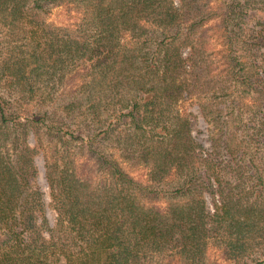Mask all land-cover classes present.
Returning <instances> with one entry per match:
<instances>
[{"label":"trees","instance_id":"1","mask_svg":"<svg viewBox=\"0 0 264 264\" xmlns=\"http://www.w3.org/2000/svg\"><path fill=\"white\" fill-rule=\"evenodd\" d=\"M65 2L83 12L73 32L43 17ZM223 4L220 28L233 50L228 25L241 4ZM207 13L200 0H0V83L38 93L42 104L76 72L86 80L60 107L67 118L87 120L83 138L58 129L46 112L11 116L0 100V264H149L168 252L183 264H206L208 241L218 237L239 264H264L241 259L264 248V65L248 71L246 61L229 58L228 84L218 86L231 89L228 100L202 107L221 132L224 108L241 121L249 114L246 139L234 145L226 132L224 143L203 155L188 116L175 106L190 86L201 91L209 82L207 60L198 69L193 64L206 51L197 33ZM261 26L255 47L264 46V20ZM182 46L191 55L183 57ZM250 93L252 104L244 108L240 97ZM37 127L38 135L61 144L44 164L52 226L27 142ZM74 140L93 159L97 181L78 176L65 159ZM112 147L146 165L152 182L134 179L107 151ZM171 176L175 182H166ZM205 192L218 195L214 211ZM158 194L165 208L141 201Z\"/></svg>","mask_w":264,"mask_h":264},{"label":"rangeland","instance_id":"2","mask_svg":"<svg viewBox=\"0 0 264 264\" xmlns=\"http://www.w3.org/2000/svg\"><path fill=\"white\" fill-rule=\"evenodd\" d=\"M176 3L178 0H174ZM202 3L207 2V15L210 13L208 18L199 24L198 35H203V40L206 42V51L201 56H193L194 69H198L200 63H204L203 60H207V68L209 75L206 76L208 83H205L201 87V91H197V87L190 86L189 91L182 93V96L177 100L175 106L179 112L186 114L191 123V135L192 138L197 142V146H200V151L203 155L210 152L211 147L217 144L224 143L223 139H220L224 133L227 132L226 136H229V140L232 138L231 145H234L238 140L246 139L245 129L242 123H248L249 114L245 113L243 120H239L238 116L233 115V111L230 109H223L222 116H225V128L224 132H221L212 121V114L209 109H202L206 103L216 104L219 100H228L231 94V89H218V86L222 84L227 86V82L223 79L226 77L227 69L229 67V58H239L242 61H246V69L252 71L254 65H264V46L255 47L253 43L256 41V36H259L262 29L261 23L264 20V0L261 3H254L250 0V6L245 2L246 0H228L236 2V13L231 17L232 21L229 22L228 30L231 34L232 49L226 46V40L222 33V19L225 16L224 0H200ZM83 12L80 7L72 2H65L60 5L49 6L46 14L43 17L46 22L51 23L53 26L73 32L79 21L82 19ZM190 23L182 25L181 32L186 31ZM204 30V32H201ZM153 35L157 36V32H153ZM264 35V32L263 34ZM260 40V39H259ZM263 40V39H262ZM179 42V40H176ZM231 42V41H230ZM257 42V41H256ZM181 55L186 57L191 55L188 48L182 46ZM189 63L191 61H188ZM189 70V67H186ZM86 78L80 76L76 72L68 74L62 87L57 91L54 99L40 104L38 101V93L28 95L26 92L16 91L14 88L7 85L5 81L0 83V100L7 105L8 113L11 116L18 115L22 118H31L32 116L38 117L46 112L47 116H53L57 121L56 127L62 130H68L75 136L85 138V128L87 120H83L82 117H71L67 118L61 110V103L66 102L72 91L78 88ZM200 85H202L200 83ZM199 85V86H200ZM253 94L243 95L241 98V104L244 108H247L252 104ZM239 98V99H240ZM223 105V103H222ZM220 104V106H222ZM244 110V109H243ZM27 142L35 149L33 152V160L37 168V174L35 178L36 187H39L42 192L44 200L45 215L47 217L49 225H53L55 221V213L51 206H49V188L45 178V167L46 160L52 161L51 154L55 148H59L61 145L59 142L48 141L45 134L40 130L37 133L28 130ZM220 141V143H219ZM228 142V141H227ZM60 144V145H59ZM57 145V147H55ZM65 159L70 161L69 165L73 168L76 174L80 177L92 176L95 181L99 178V175L92 171L93 159L87 155L85 149H81L80 141L74 140L69 144ZM238 145H245V141ZM53 149V150H52ZM107 151L112 154L114 160L122 166L134 179L138 180L143 184L151 183L149 180V168L141 163L133 162L123 157L120 150L115 147L107 148ZM13 154V150L10 151ZM89 158V159H88ZM221 158L224 159L222 156ZM169 179V180H168ZM166 179V182H175L176 178L173 176ZM166 189V188H165ZM206 205L210 211H214V207L217 204L218 195L214 193H203ZM143 203L149 206H157L165 208L167 205V199L165 195L158 194L157 196H146L141 199ZM220 237L210 238L208 241L207 248L205 250L206 264H239V261L227 253L224 249V245L220 244ZM151 257V256H150ZM242 260H249L253 262L256 260L264 259V248L262 251H254L251 254L244 255ZM149 264H183V261L178 260V255L170 256V253L162 256H154L149 258ZM240 260V259H239Z\"/></svg>","mask_w":264,"mask_h":264}]
</instances>
